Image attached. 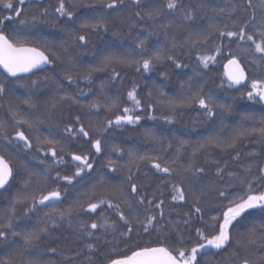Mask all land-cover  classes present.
Masks as SVG:
<instances>
[{"label":"trees","instance_id":"16d2710c","mask_svg":"<svg viewBox=\"0 0 264 264\" xmlns=\"http://www.w3.org/2000/svg\"><path fill=\"white\" fill-rule=\"evenodd\" d=\"M58 3L59 0H26L21 6V17L0 24V29L10 38L22 40L29 47L39 48L51 61L45 69L19 78H9L0 70V82L8 89L0 96V123L4 125L0 130V154L5 156L13 168L9 185L0 191V217L4 216L17 198L25 193L30 194L41 178L47 175V184L40 185L45 194L57 187L61 190L68 189L66 195L62 192V201L55 202L58 209H67L78 198L87 201L88 197L82 194L88 193L91 196L95 192L91 202H96L98 197H104L113 204L119 203L120 211L130 218L134 214L139 215L140 219L156 215L157 221L147 233L140 224L134 222L131 238L125 240L120 233L127 229L115 209L109 208L107 204H102L95 213L81 212L78 216L73 215L71 226L68 217L63 220L54 217L58 225L55 228L51 223H43L47 219L45 213L52 211L51 205H37L36 210L27 215L25 206H18L17 231L47 227L48 232L42 234L41 239L27 251L24 250V241L19 236L14 237L9 233L6 238H0V264L4 261H10L11 264H107L109 259L130 255V249L135 246L178 247L177 241L181 235L190 247L197 239L196 228L206 227L204 221H212V217L220 215L221 209L227 205L228 201L219 196V191H226L230 199L244 194L240 185L233 182L234 177L228 173L242 176L244 168L252 162L254 166L250 178L257 177L260 175L259 168L264 167V142L258 136L248 137L235 150L224 151L210 145L197 151L195 157L192 156L198 144L217 137L227 140L235 129L241 127H259V120L264 117V102H259L258 98L249 100L247 97L251 81L264 80V59H261L264 54L256 53L251 41H240L238 48L235 38L221 37L218 31L236 30L233 22L239 26L253 11L257 13L259 20L260 0H251V8H246V0H181L184 10L193 13V19L184 20L178 12L165 10L155 22L147 20L146 16L144 21H140L135 12L140 11L145 15L150 8L163 7L166 0H142L139 6L134 5L132 0H125L124 8L119 11L104 10L101 0H65L66 6L73 3L85 5L71 9L76 13L74 22L67 21L55 12ZM89 4H95L96 9L86 7ZM202 4L206 7H201ZM45 8L48 10L47 16L42 15ZM233 8L236 9L235 12L232 11ZM5 16H14V12L0 6V19ZM33 16L36 17L35 21L32 20ZM22 18H27L29 23L21 25L19 20ZM82 20H105L108 30L91 32L87 37V44H79L73 36L82 31L79 28ZM162 25L170 26L164 28ZM259 30V27L255 30L248 29L257 42L259 36L256 33ZM204 36H209V39L201 42ZM141 40L145 41L148 49L143 55L137 49ZM194 41L196 43L193 46ZM173 44L176 46L173 47ZM217 47L221 49L219 54L215 51ZM243 48H252L253 51L243 52ZM157 49L166 56H172L173 60L165 59L154 63V67L148 72L142 67L137 71L136 65L114 63L102 71H94L91 81L79 78L75 83L69 84L66 79L68 75L82 76L99 67L104 53L109 50L119 54L130 53L131 59L142 61ZM201 55L215 56V62L204 68L198 60ZM233 55L243 67L247 80L241 85L229 87L231 82L225 76V65ZM176 63H180L182 67L177 68ZM32 81L36 83L33 84ZM134 85L137 98L141 100V107L136 109V114L141 115L140 122L136 125L124 124L122 127L113 124L106 132L98 133L96 129L101 125L107 126V120H114L115 115L123 114L124 107H132L127 93ZM157 89L166 97L177 100L199 90L206 101L211 98L215 114L211 118L207 117L198 104L190 108L178 106L175 111L167 106L155 105ZM149 92H152L151 98L148 97ZM65 95L72 96L74 102L57 104L55 108H51L53 101ZM26 100H30L32 106L24 103ZM97 101L102 105L101 108L90 110L88 106ZM113 101H118L119 107L109 112L104 106ZM149 104L154 107L149 108ZM12 112H17V119H26L33 127L17 124ZM246 115L255 119L246 121ZM77 116L80 117L79 123L89 131L88 138L78 133L79 124L75 121ZM150 116H155L156 119H149ZM167 117H171L173 122L167 123ZM70 124L76 129V135L64 131ZM17 130L24 131L30 138L33 143L31 150L25 149L23 142L16 139ZM49 132L52 134L49 138L60 140L65 148L64 153L58 152V155L64 157L63 164H53L51 154L46 152L47 146L37 151L35 137L49 136ZM148 132L153 133L155 139ZM5 135L8 140L4 139ZM96 138L102 141V151L99 154L91 147V141ZM180 140L187 141V144L178 154L176 149ZM114 148L120 151H113ZM129 152L136 156H160L170 167L177 170L185 168L191 160L194 169L203 167L205 172L198 173L195 180L185 179L181 184L179 174L169 178L164 173H158L147 162H141L137 169L130 160ZM237 152L238 160L233 159ZM70 154L89 155L93 164V168L85 169L72 185L55 179L57 172L63 176L73 175L76 171L78 162L73 161ZM109 161H112L111 166ZM218 167L224 169L222 175H217ZM29 173L35 175L30 176ZM129 175L132 176V182L147 194L149 200L155 195L154 203L164 201L163 218L159 216L160 210L154 205H140L130 199V208L122 202L123 199H129ZM26 180L29 181L28 189L24 187ZM173 182L187 189L185 201L171 199L175 194L172 191ZM253 189L264 191V180L254 183ZM194 193L200 197V214H195L192 207ZM101 216L103 219L98 220ZM200 216H203V221ZM105 219L109 224L115 222V231L92 230L95 232L93 237L78 239L80 233L75 229L81 220H98L103 223ZM262 223L264 213L249 210L236 223L233 240L244 236L253 224L259 226ZM85 240L95 243L96 250L89 251ZM50 248L59 249L63 255L49 252ZM233 249L235 255L232 254ZM65 256L71 257V261L66 260ZM261 257H264V248L259 244L250 245L247 250L235 248L233 244L227 251L219 254H216V250L203 251L198 260L199 264H242L244 259H248L259 264Z\"/></svg>","mask_w":264,"mask_h":264},{"label":"snow or ice","instance_id":"6c2138e0","mask_svg":"<svg viewBox=\"0 0 264 264\" xmlns=\"http://www.w3.org/2000/svg\"><path fill=\"white\" fill-rule=\"evenodd\" d=\"M26 3V0H0V6L3 9L12 10L14 12V16H5L3 19H0V24H3L6 20L11 21L16 18L22 16V7ZM132 3L136 6H139L142 3V0H132ZM101 4L104 10L106 11H119L122 10L125 6V0H101ZM76 7H85L83 4L73 3L70 6H66L65 0H59L58 6L55 7V12L59 14L60 17L65 18L69 22H74L76 13L71 10ZM89 9H96L95 4L86 5ZM201 7H206V5L202 4ZM251 0H246V8H251ZM260 13L259 20H257V13L253 11L251 15L243 20L242 23L237 26L235 22H233V27L236 30H218L219 35L221 37L235 38V42L237 43V47H240V41H251L252 45H254V51L256 53L264 54V0H260L259 4ZM165 10L169 12H178L179 15L183 16L184 20H191L194 18L193 13L191 11H185L181 0H166V4L163 7H154L150 8L145 15H142L140 11L135 12V16L139 18L140 21L145 20V16L147 20H151L155 22V20L163 15ZM215 11V9H213ZM223 11V10H221ZM233 12L236 11L235 8L232 9ZM42 15L47 16L48 10L47 8L42 10ZM32 20L35 21L36 17L33 16ZM21 25H27L29 20L27 18H22L19 20ZM170 25H162V27L167 28ZM181 25H177L180 27ZM227 27V26H226ZM259 27V32L256 33L259 36V42L254 39V35L248 31L249 28L255 30ZM79 28L82 30L80 32H76L73 36V39L79 44H87V37L91 32H98L100 30L107 31V22L105 20H82L79 23ZM67 30V28H66ZM151 35V33H150ZM174 39V38H173ZM209 39V36H204L203 41L206 42ZM193 46L196 43L192 42ZM176 45L173 44V47ZM63 47V45H61ZM137 49H139L141 55L147 53L148 49L145 47V41L141 40L137 44ZM66 51V49H65ZM217 54L220 53L221 49L217 47L215 49ZM243 52L251 53L253 51L252 48H243L241 49ZM173 60L172 56H166L163 51L157 49L154 53H152L148 58L141 60H133L131 59V54H119L113 50H109L104 53L101 65L91 71H87L82 76L74 77L72 75H68L66 79L68 83H75L77 79L82 78L84 80L91 81L92 74L94 71H102L108 66L116 63V64H124L126 66L136 65L137 71H139L140 67L143 68L145 72L151 71L154 67V63L161 62L162 60ZM261 59H264V55L261 56ZM199 62L203 65L204 68H208L209 62H215V56L210 55H201L198 57ZM49 57L45 55L43 51H41L37 47H29L27 44L19 39L10 38L8 35L4 33L2 29H0V66L8 73L9 76L19 77L20 74L30 73L33 69L39 68L42 64L50 63ZM176 67L180 68L182 65L180 63H176ZM183 67H187V65H183ZM228 71L226 72L228 80L231 82L229 87L233 85H241L242 82L247 80V76L243 67H241L238 59L233 58L228 61V64L225 65ZM115 72V69H113ZM118 76L119 73H116ZM45 79H48L47 77ZM33 84L36 81H32ZM183 87V85L181 86ZM8 89L3 82H0V96H3ZM81 95H84L81 92ZM148 97H152V92L148 93ZM247 97L249 100H257L259 102H264V80L253 79L250 84V90L247 92ZM127 99L131 101L132 107H124L123 114L115 115L114 120H107L106 125H101L100 128L96 129L98 133L106 132L108 127L116 126L122 127L124 124L128 125H136L141 120V115L136 114V109L141 107V100L137 98L136 86L128 91ZM74 102V98L70 95H65L60 97L58 100L52 102L51 108H55L57 104L63 103H72ZM24 103L31 105L30 100L24 101ZM198 104L201 109L204 110V114L211 118L215 113L213 111V103L211 102V98L209 97L206 101L205 97L201 94V91H197L196 93L183 97L179 100L175 98H168L164 95V93L160 92L157 89V98L155 100V105L159 106H167L171 111H175V109L179 107H192L193 105ZM101 104L99 101L93 102L88 107L90 110H99L101 108ZM107 111L111 112L114 108L119 107L118 101H113L104 106ZM149 108L154 107L153 104L148 105ZM215 107H223L222 105H215ZM230 111V109H228ZM13 118L16 119L17 124H25L28 127H33V124L28 120L20 118L17 119V112H12ZM149 119L155 120V116H150ZM255 118L251 115H246L244 120H254ZM77 124H79L78 133L82 134L83 137H89V131L85 129L83 124H80V117L77 116L75 118ZM167 123H172L171 117L166 118ZM259 127L253 128H239L233 131V134L227 140H220L217 138H210L204 143H200L196 146V150L193 151L192 156L195 157L196 152L201 149H206L210 145H214L217 148H222V150L227 151L229 149L235 150L237 146L242 143L245 139L250 136H258L261 142H264V117H261L259 120ZM4 125L0 123V130H2ZM66 133L71 135H76V129L73 126L67 125L64 129ZM148 135L154 134L151 132L147 133ZM52 134L49 132V136H41L37 135L35 137L37 151H41L44 146L46 147V152L50 153L53 158V164L59 165L64 163L63 155H58L59 153H64L65 148L61 144L60 140L55 137H51ZM5 140H8L7 135L4 136ZM16 139L18 141L23 142V147L27 150H31L33 147V143L28 136L25 135L24 131L17 130L16 131ZM11 142V141H10ZM187 144V141L180 140L178 141L177 153L179 154L184 146ZM91 147L95 149L97 154L102 151V141L100 138H96L91 141ZM169 147H171V143H169ZM113 151H120L119 149H113ZM73 161L78 162L76 164V171L73 175H61L60 172L56 173L55 179L66 181L68 185H72L73 181L76 177L80 176L85 169L91 170L93 168V164L90 162L89 155H79V154H70ZM130 160L139 169L141 162H147L152 165V167L158 173H164L169 178H171L174 174L180 175V183L182 184L185 179L195 180L197 178V174H203L205 169L203 167L193 168L192 161L189 160L188 165L183 169H173L168 165L167 162L162 160L160 156H136L132 152L128 153ZM250 155H255V153H250ZM239 159V152H237L236 156L233 158ZM44 163V161H40ZM175 163V160L172 161ZM112 161H109V166H111ZM252 162L244 168V174L242 176H234L233 173H228L229 176H233V182L239 184L244 194L237 196L235 199H230L229 194L221 190L219 191V196L228 201L227 205H225L220 212V215L212 217V221H204L206 227L196 228V242L192 244L190 247L186 243L184 236L181 235L179 240L177 241L178 247H168V246H157V247H139L135 246L134 249H130V255H123L119 258L109 259L107 264H199L198 256L202 253L203 250L206 249H214L216 250V254H219L221 251H227L228 247L231 245H235V248H240L247 250L250 245L259 244L261 248H264V223L259 226L253 224L250 228L247 229V232L244 236L233 240V232L235 231L236 223H239V220L245 216V214L249 213V210H258L261 213H264V191H255L253 189V184L257 183L261 180H264V167L259 168L260 175L257 177H251L250 174L253 169ZM225 168H227V164H225ZM115 170V169H113ZM131 170V169H130ZM224 169L217 168V175H222ZM30 176L35 175V173H29ZM13 176V168L10 166L8 160L5 159L3 154H0V189L5 188L6 185L9 184L10 178ZM48 176L45 175L41 178L40 182L37 184V187L32 190V192L25 193L22 197L17 198L12 207L4 214L3 217H0V238H6L10 233L12 236H19L24 241V250L27 251L29 248L33 247L40 239L42 234L48 232L47 227H40L35 230L25 231L21 229L17 231V221H16V212L18 206H25V215L29 212H34L37 208V205H51L52 211L45 213L47 219L43 221L45 225L51 223L52 227L55 228L58 225L55 223L54 217H58L60 220H63L65 217L69 218V224L71 226V217L73 215H79L81 212L95 213L97 209L102 204H107L109 208H114L120 221L123 222L124 227L127 229L124 232L120 233V236L127 240L131 238V233L133 232V223H138L141 225L144 232H149V228L153 226L154 222L157 221L156 215H148L145 216L144 219H140L139 215H133L131 218L126 216L123 212L120 211V204H113L110 199H105L104 197H98L96 202H91L92 196H95V192L89 196L88 193L82 194L85 197H88L87 201L84 199H76L74 200L67 209H58L55 207V202L62 201V192L64 195L67 194L68 189L57 187L51 190H48L46 194L41 189V184H47ZM128 181L130 184V193L129 199H123V203H126L131 208V200H135L140 205L147 203L149 206H153L156 209H159V216L163 218V210L162 205L164 204L163 200H159L158 203H154L156 200V196L154 195L151 200L147 198V194L143 193L140 188H138L137 184L132 182V176H128ZM25 189L29 188V181L24 182ZM172 191L175 193L172 195L171 199L173 201H185L186 200V191L181 186H178L177 183H172ZM163 195V193H161ZM138 198V199H136ZM85 203H87V208H85ZM200 205V197L195 195L192 203V207L194 209L195 214H200L202 212V208ZM203 221V216L199 217ZM99 219H103V217H98ZM98 220H93L91 222L81 220L76 227V231L80 233L78 239L84 240L85 238H91L95 235V232L92 230L104 229L106 232L111 229L112 231L116 230L115 222L109 224L105 219L103 223H99ZM214 221V222H213ZM214 233V234H209ZM99 239V237H97ZM167 239V237H166ZM85 246L89 251H95L97 245L95 243L88 242L85 240ZM49 252L59 253L63 255V253L57 248L48 249ZM80 253H76L79 255ZM233 255H235V249H233ZM66 260L71 261V257L65 256ZM3 264H11L10 261H4ZM31 264V262H30ZM242 264H256V262L250 261L248 259H244ZM259 264H264V257L260 258Z\"/></svg>","mask_w":264,"mask_h":264},{"label":"water","instance_id":"95a60500","mask_svg":"<svg viewBox=\"0 0 264 264\" xmlns=\"http://www.w3.org/2000/svg\"><path fill=\"white\" fill-rule=\"evenodd\" d=\"M47 65H48V63H47V64H42L39 68L33 69V71L30 72V73L20 74L19 77H24V76L29 75V74H32V73H34V72H36V71H39V70L45 69V68L47 67ZM0 70H1L6 76H8L9 78H19V77H12V76H9L8 73L3 69L2 66H0ZM227 71H228V69L225 70V75H226V72H227ZM226 77H227V75H226ZM227 79H228V78H227ZM10 181H11V178H10V180H9V183H10ZM8 185H9V184H8ZM8 185H6L5 188H6ZM5 188L0 189V191L4 190Z\"/></svg>","mask_w":264,"mask_h":264},{"label":"rangeland","instance_id":"374dc122","mask_svg":"<svg viewBox=\"0 0 264 264\" xmlns=\"http://www.w3.org/2000/svg\"><path fill=\"white\" fill-rule=\"evenodd\" d=\"M210 63H211V62H209V64H210ZM225 76H226V75H225ZM206 250H214V249H210V248H209V249H206ZM206 250H203V251H206ZM203 251H202V252H203Z\"/></svg>","mask_w":264,"mask_h":264}]
</instances>
